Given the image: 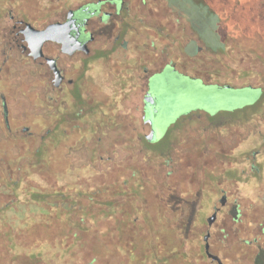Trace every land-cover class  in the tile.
<instances>
[{
    "label": "flooded vegetation",
    "instance_id": "af4514ba",
    "mask_svg": "<svg viewBox=\"0 0 264 264\" xmlns=\"http://www.w3.org/2000/svg\"><path fill=\"white\" fill-rule=\"evenodd\" d=\"M176 12L168 0H0V140L3 126L21 119L14 112L20 93L29 96L32 105L43 99L46 121L56 127L67 121L70 104L81 118L87 107L99 114L101 93L109 91L113 101L108 120L115 133L164 145L149 139V118L154 115L155 126L159 113L153 84L167 67L193 80L202 78L195 73V55H182ZM52 24H58L57 32L39 45L31 28L44 30ZM18 64L30 68L17 76ZM27 75V81L22 79ZM149 93L154 107L145 102ZM131 97H136V106L128 103ZM261 110L264 102H254L213 114L191 110L179 119H195L188 124L205 134V144L195 149L194 160L189 155L187 164L193 174H201L190 184L210 191L207 198L192 200L190 224L198 239L196 247L184 249L188 255L175 251L183 264H264ZM193 136V142L198 141ZM56 250L59 254L50 259L75 264L63 249ZM121 250L124 264L146 262L147 256L133 263L132 249ZM116 256L115 251L112 258ZM24 257L33 262L45 259L26 251ZM85 264H100L99 257Z\"/></svg>",
    "mask_w": 264,
    "mask_h": 264
},
{
    "label": "rangeland",
    "instance_id": "374dc122",
    "mask_svg": "<svg viewBox=\"0 0 264 264\" xmlns=\"http://www.w3.org/2000/svg\"><path fill=\"white\" fill-rule=\"evenodd\" d=\"M168 2L177 10L176 17L181 23L180 47L185 51L182 55L191 53L204 58L202 64H196L195 70L196 75L202 78L193 80L187 75L171 72L167 67L164 74L159 75L158 82L153 84L151 91L157 98L159 110L155 129L157 141L164 144L162 146L146 141H131L130 138H125V135H119L120 131L118 134L115 133L108 120L109 105L113 101L112 94L109 91L101 93V107L95 117L96 129H93L91 134H85L83 131L82 134L75 135L76 141L68 143L64 154L69 160L70 168L66 173V180H77L76 174H80L85 181L92 180L91 186L106 181L115 188L111 190L112 193L107 194L111 202V207L107 208L108 212L95 207L87 214L83 212L85 215L83 226L86 230L84 235L90 246L85 249L70 248L65 234L60 238L63 246L65 245L63 251L68 255L69 261L75 264H85L91 261L93 256L99 257L100 264H111L114 263L113 260L114 264H124L125 256L121 249H132L133 263L139 262L149 253L154 258L145 259L146 262L143 264H183L181 259L170 260V256L157 255L160 253V249H157L158 245L159 243L169 247L179 245L180 249H176V252L197 246L196 231L191 230L190 224L191 203L196 197L207 198L210 191L203 187V189H195L190 184L192 180H199L201 174H193L187 164L189 155L194 160L197 150L205 144V134L203 131L195 132L193 126L188 124L196 123L195 119L187 120V117L184 120L179 119L191 110L213 114L221 109L264 102V39L260 32L254 34L255 31L248 30L250 27L246 26L244 27L247 28L246 32L251 31L253 36L245 37L240 32V26L232 31L229 30L224 22V15L208 14L204 8L194 5L189 0H168ZM244 15L250 19L253 16L250 13ZM251 20L253 22V19ZM29 68V65L18 64L15 74L19 76ZM208 70L210 75L206 73ZM22 79L27 81L28 75ZM219 83L231 84L238 88L221 86ZM39 94L43 97L42 92ZM135 99L136 97H131L128 103L135 105ZM18 101L19 107L15 108L14 112L20 114L22 120L28 114L36 115L41 120L30 124L34 132L35 149L41 145L42 136L48 126L52 125L54 128V123L47 126L43 121L47 117L43 99L32 105L29 96L20 93ZM68 110L66 122L72 123L74 121L72 117L78 109L70 104ZM92 111V107H87L85 116ZM263 112L264 110H261V113ZM103 115L106 119H103ZM175 124L177 129L173 127ZM84 127L87 129L88 125ZM19 133L22 134L21 128L16 133L20 137ZM194 134L198 140L196 142H193ZM7 138V133L4 132L2 147L4 151H0V167L6 166L5 158L15 166V171L2 173L4 180L12 183L23 175L19 170L31 163H38V157L29 153V145L23 146L24 143H20L12 146ZM54 165L59 166L58 160ZM133 171H136V177H133ZM30 174V178L43 180L41 183L46 182L37 173ZM130 175L132 182H136L130 187L137 189L116 191L119 187H123L119 183L115 185L116 181H122L123 177L128 178ZM48 177L45 178L49 180ZM31 181L35 183L36 180ZM2 194L0 189V208L8 202L20 204L21 200L27 199L24 194L20 198ZM84 202L87 205L90 203L87 199H84ZM128 212L131 214L130 217L127 215ZM127 219H130V222ZM134 219L135 222L132 223L131 220ZM123 220L138 232L137 239L133 243L132 233L123 232L127 227L120 222ZM25 225L20 223V227ZM44 229V227L36 230L32 228L27 231L23 228L22 235L17 236L15 242L20 243L21 246L25 240L31 249H0V264H59L58 259L50 258L59 254L56 249L61 248L60 244L56 249H48V247L33 249L43 242L50 241L47 236L51 233ZM102 233H108L109 238L101 237ZM25 251L29 255H35L36 258L42 256L45 259L29 261L24 257ZM115 251L117 256L112 258ZM187 251L185 250L184 254L188 255ZM15 255H19L20 259L14 258Z\"/></svg>",
    "mask_w": 264,
    "mask_h": 264
},
{
    "label": "trees",
    "instance_id": "16d2710c",
    "mask_svg": "<svg viewBox=\"0 0 264 264\" xmlns=\"http://www.w3.org/2000/svg\"><path fill=\"white\" fill-rule=\"evenodd\" d=\"M189 1L198 7L204 8L208 14H216L218 16L224 15V22H226L230 31L240 26V32L241 34L243 33V36H253L251 31L254 30V34L260 32L264 39V0ZM245 13L253 15L251 17L253 22L250 17L244 15ZM235 24L238 26H235ZM246 26L250 27L248 30L251 31L246 32L247 28H244ZM183 52L185 53V51ZM193 57L195 58L196 64H202V62H204V58L198 57V55ZM95 117L96 114H94L93 111L82 118L81 113L79 114V112H76L72 117V120H74L72 123L65 121L62 125H58L54 128L48 126L50 124H48L46 119L43 120L48 128L42 136L41 145L35 149L33 144L34 132L30 124L38 122L37 120H39V118L36 115L28 114L25 120H13L12 124L3 126V131L7 133V141L10 142L12 146L20 143H24L23 146L29 145V153L38 157V163H29L30 165L23 166V168L19 170L23 175L15 179L12 183L5 181L2 177V173L5 171H15V166L5 158L4 161L6 166L0 167V189L2 190V195L9 194L20 198V196L24 194L27 197L26 200H21L20 204L15 202L10 204V202H8L0 208V249H31L25 240H23V244L20 246V243L17 244V242H15V238L22 235L21 231L23 228L28 231L32 228L36 230V228L41 229L43 227L45 228L44 231L47 230L51 233L50 236H47V239L50 241L43 242L38 246L40 248L35 247L33 249H44L46 247H48V249H56L60 246V249H63L65 245L63 246V242L60 241V238H62L64 234L69 240V242L67 240L66 242H68L67 245L70 248L77 247V249H85L91 245L84 235L86 230L83 226L85 223V215L83 212L87 214L93 210L91 208L94 207L96 209L99 208V210L103 212H108L107 208L111 207V202L110 199L107 198V194L112 193L111 190H114L115 187H113V184L106 181H100L96 186H91L92 180L85 181L80 177V174H76V178L78 177L77 180L79 181L72 179L66 180V173H68L70 168L68 164L69 160L64 154L67 150L68 143H70V141H76L75 135L78 136V134H82L83 131L85 134H91L92 130L96 129L97 123ZM85 125H88V127H86L87 129H84ZM20 128L22 134L19 133V137L16 133L20 131ZM13 132H15V134ZM3 141L4 139L0 140V151L3 150ZM57 160L59 162L58 167L54 165ZM32 172L40 175L46 182L41 183L43 180L30 178V173ZM132 173L134 174L133 177H136V171ZM45 177H48L49 180ZM32 179L34 181L36 180L35 183L32 181L30 182ZM117 183L124 187V189L123 187H119L116 190L118 192L126 191L128 188H132L131 190L134 191L137 189V187H130L133 183L134 185L136 183L132 182V175L128 178L123 177L122 181H116L115 185H118ZM84 199L90 202L89 205L84 202ZM108 201L110 203H108ZM94 204H97V206H94ZM127 215L129 217L131 216L129 212ZM127 221L130 222V219H127ZM120 222H123L124 226H127L124 228L123 232L128 234L132 233V243L135 242L137 239V230L126 222V220ZM131 222L134 223L135 219L133 221L131 220ZM20 223L26 225L20 227ZM28 226L29 228H27ZM166 230H168L167 227ZM108 233H102L101 237L109 238ZM157 249H160V253L157 255H162V257L170 256V260H173L176 258L174 253L176 249H180V246L174 245L169 247L159 243ZM146 256L148 259L154 258H152V254L149 253Z\"/></svg>",
    "mask_w": 264,
    "mask_h": 264
},
{
    "label": "water",
    "instance_id": "95a60500",
    "mask_svg": "<svg viewBox=\"0 0 264 264\" xmlns=\"http://www.w3.org/2000/svg\"><path fill=\"white\" fill-rule=\"evenodd\" d=\"M57 30H58V24H52L47 29H44V30H36L33 27L31 28V32L34 35V38L36 37L38 39V44L39 45H41L44 42L45 39H48L51 36L53 37V35L57 32ZM54 70H55V72L57 74L58 70H57V68L55 66H54ZM145 102L150 107H154L155 106V99H154V96L152 95V93H149L148 95H146ZM148 125L150 126V129H151V134L149 135V139L154 141L157 138V132H156V129H155V126H154V115L153 114L149 118Z\"/></svg>",
    "mask_w": 264,
    "mask_h": 264
}]
</instances>
